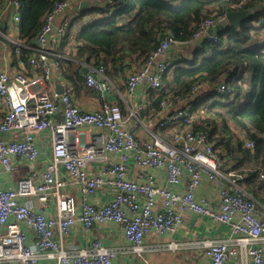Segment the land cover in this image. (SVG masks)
<instances>
[{"label": "built area", "instance_id": "2783aa9c", "mask_svg": "<svg viewBox=\"0 0 264 264\" xmlns=\"http://www.w3.org/2000/svg\"><path fill=\"white\" fill-rule=\"evenodd\" d=\"M85 2L91 4L88 7L106 12L115 10L116 5L114 0H55L34 43L20 38L22 0H3L0 7V23L7 22L6 30L0 27V39L6 41L0 40V46L5 49L14 45L12 55L16 58L21 57L22 48L27 49L26 62L34 71L30 76L0 68V178L17 173L23 161L34 164L45 155L37 134L51 146V159L42 172L31 171L7 188L0 184V264H40L43 256L57 264H113V249L99 238L91 239L84 248L65 247L64 239L78 225L90 235L97 226L113 224L123 232L131 252L143 257L148 235L176 231L189 213L207 216L230 229L224 239L200 243L208 264H225L240 249L249 257L245 264H264V206L233 173L226 175L222 171L221 155L214 149L210 131H195L187 126L171 140L159 135L160 130L189 120L198 98L210 93L223 95L231 91L230 87L225 82L195 84L185 99L163 100L154 120L147 118L142 103L136 107L127 103L128 113L120 103L110 101L97 109H81L64 85L69 84L64 60L73 61L85 87L100 98L105 99L108 93L121 98L104 64L69 58L59 49H52L53 43H62L69 24ZM251 3L261 13L252 24L260 26L264 23V0H241L233 11L247 10ZM227 14L206 17L189 43L196 42L199 47L205 41L216 43L218 34L210 33V29ZM100 16L96 14V18ZM18 33L20 39L14 38ZM177 43L171 34H165L142 66L127 72L124 81L130 100L143 85L152 90L162 88L171 64L168 54ZM260 43L264 44V36ZM72 49L75 54L76 49ZM59 82L64 91L52 93L50 89ZM82 128L96 129L98 134L87 141ZM242 140L247 148L255 147L246 134ZM131 160L144 171L140 179L129 177ZM93 163L100 164L95 174L89 171ZM162 169L166 171L167 184L182 187V192L157 183L156 171ZM204 179L215 185V201L196 196L195 190ZM70 183L79 185L80 201L71 193L61 192ZM104 189L112 190L111 199L94 201ZM53 196L56 215L49 213ZM23 197H35L36 206L32 200L23 201ZM168 246L173 248L177 243Z\"/></svg>", "mask_w": 264, "mask_h": 264}, {"label": "trees", "instance_id": "16d2710c", "mask_svg": "<svg viewBox=\"0 0 264 264\" xmlns=\"http://www.w3.org/2000/svg\"><path fill=\"white\" fill-rule=\"evenodd\" d=\"M115 10L81 9L67 28L60 47L69 43L76 49L74 58L96 65L104 64L110 78H124L131 64L141 66L157 49L165 34L178 42H189L201 22L233 11L241 0H114ZM3 0H0V7ZM20 38L33 42L55 0H22ZM251 3L249 7H254ZM239 28L224 27L216 43L203 42L183 57L169 64L161 89L148 91L149 109L158 115L165 99L183 100L195 84L225 82L231 89L223 95L210 93L195 101L190 119L160 130L176 129L180 133L189 126L195 131L208 129L214 149L219 151L222 171L233 173L243 188L264 206V44L260 43L264 23L254 27L261 17L259 7ZM90 14H87V12ZM96 14H100L96 18ZM88 15L90 20L87 19ZM80 24L77 27V24ZM82 23V24H81ZM13 49H15V46ZM63 47V48H62ZM28 50L22 48L21 58L27 61ZM64 65L73 62L64 60ZM67 81L83 83L78 73L65 70ZM75 77H77L75 79ZM85 86V85H84ZM233 93L235 95H233ZM234 96V97H232ZM244 132L254 142L247 148L238 133Z\"/></svg>", "mask_w": 264, "mask_h": 264}, {"label": "crops", "instance_id": "0c3cea01", "mask_svg": "<svg viewBox=\"0 0 264 264\" xmlns=\"http://www.w3.org/2000/svg\"><path fill=\"white\" fill-rule=\"evenodd\" d=\"M88 4L89 3H87L83 7L81 6V9L88 7ZM98 4L102 5L103 3L99 2ZM88 8H91V7H88ZM255 10H256L255 13L252 15L257 14L258 12L257 8H255ZM87 14H90V12L88 11ZM90 16L91 15H88L87 19H89ZM91 17H93V15ZM2 23H4L5 26H3ZM79 25L80 24H77V27ZM228 26H225V28ZM0 27L3 30H6L7 22L5 20L1 21ZM225 28L223 29L216 28L215 33L218 34L219 31L224 30ZM263 36H264V32L262 33L260 37H263ZM14 38H19V33L14 34ZM1 41L6 42L4 40H1ZM32 43H34V40ZM194 43L195 42L193 43L178 42L177 45H175L169 51V54H168L171 59V64L178 62L183 57L190 59L192 51L196 49V46ZM53 45H54V47H52L53 50L55 48L61 51L60 47L62 46V43H60L59 46H57L56 43H53ZM197 47L199 46L197 45ZM69 48L70 50H67L65 53L71 56L69 58H74V51L72 49L73 47H71L70 43L64 49H69ZM12 51H13L12 45H9V47L5 49H2V47L0 46V58H1L0 68L7 69L13 73L14 72H24L27 75H30V76L33 75L34 71L27 64V62L24 61L21 57L16 58L14 55H12ZM73 64L71 67L65 64V69L66 70L70 69L72 72L77 73L75 71ZM141 66L139 65L138 62H134L131 64V67H132L131 70H137ZM76 78L77 77H75V79ZM111 79L115 83V85L118 87L121 98L119 97V95L108 93L105 95L106 98L102 99L98 96L97 93L86 88L82 83L77 82V80L71 83L68 81L69 84H64V85L67 89L70 90L71 95L75 98V100L77 101L81 109L83 110L97 109L98 107L102 105L103 102L110 101V102L120 103L124 113H128L129 105H132V107H136L139 105L137 103H140V104L142 103L145 106V114L147 115V118L149 120H154L157 118L156 117L157 115L154 116L155 113H151L153 110L149 109L150 98H149L148 91L150 89L146 87V85H143V87L138 91L134 99L131 98L132 100L131 101L129 94L125 87L124 78H122L119 75ZM58 85H62L61 82L54 83V87H52L50 91L52 93L53 92L58 93L57 92ZM0 104H2L0 106V110H1L3 106L1 99H0ZM2 116L3 115L0 112V120L2 119ZM129 127H132V124H130ZM81 130L86 133L87 141L90 140V136L92 138V136H94L95 134H98V131L92 128H82ZM244 134H245L244 132L238 133L240 139H242ZM48 135H50V132H48ZM159 135L166 140H171V135L167 134V132L165 133L161 132L159 133ZM36 136H37V140H40V144L42 145V147H44L46 151L45 155H43L40 158V160L34 164L23 161L20 164V167L17 173L13 174L11 177H8V178H5L4 176L0 178V184L2 187L7 188L10 186H13L14 184L17 183V181L20 178L28 175L31 171L42 172L45 169L46 165L51 159V146L47 140L45 142L43 141L42 139L43 135L37 134ZM221 164H222V161H221ZM99 165H100L99 163H93L92 165H90L89 167L90 173L91 174L97 173L99 169ZM142 174H144V171L140 169L139 167H137L135 163L133 162V160H131L130 167H129V177L137 180L142 177L141 176ZM156 175H157L156 180L159 185L167 186L173 192L183 191L182 187L174 188V187H170L167 184L165 170L162 169V170L156 171ZM214 186H215L214 184L204 179L202 185L195 190V194L199 198L212 199L215 201L216 191L214 189ZM61 192L73 194L77 198V201H80L82 197V192L80 190L79 185L74 184V183L68 184L65 188L62 189ZM112 193H113L112 190L104 189L98 192L97 196L93 200L97 202H105L111 199ZM22 200L23 201L32 200L35 206L37 204V199L35 197L33 198L23 197ZM158 202H159V206H158L159 208L161 200L159 199ZM49 213L51 215L57 214L56 199L54 196L51 197V207H50ZM229 234H230V229L226 225L218 224L213 219L207 216L189 213L186 215L185 221L183 222V224H181L177 228L176 231L163 234V235H159L155 233L148 235L145 239L147 251L144 253L143 257H139L136 254L131 252V246L125 240L123 232L120 230L119 227L113 224L97 226L92 229V231L90 232V235H86L83 229L81 228V226L78 225L76 226L74 231L64 239V244L67 249H72L75 247L84 248V247L89 246L91 239L99 238L103 241V243L107 247L113 249L115 253L113 264H208L209 262L205 255V250L204 248L201 247L200 243L207 239H224ZM29 235L32 236L30 232H29ZM172 242L177 243V246L170 248L168 245ZM248 261H249V257L246 255V252L240 249L238 251V254L236 256L231 257L229 260H227L225 264H245ZM40 264H57V262L55 260L48 259L47 257L43 256L40 261Z\"/></svg>", "mask_w": 264, "mask_h": 264}, {"label": "water", "instance_id": "95a60500", "mask_svg": "<svg viewBox=\"0 0 264 264\" xmlns=\"http://www.w3.org/2000/svg\"><path fill=\"white\" fill-rule=\"evenodd\" d=\"M87 3H83L81 6H85ZM255 8H251V9H248V10H240V11H230L226 18L222 19L218 25L216 27H212L210 29V33H215L216 32V28H219V29H223L225 26H233L235 28H238L241 26V24L244 22V21H247L250 16L252 14L255 13ZM3 26L4 23H2ZM85 73H87V70H84ZM64 91V87L63 85H58L57 86V92L58 93H62Z\"/></svg>", "mask_w": 264, "mask_h": 264}, {"label": "rangeland", "instance_id": "374dc122", "mask_svg": "<svg viewBox=\"0 0 264 264\" xmlns=\"http://www.w3.org/2000/svg\"><path fill=\"white\" fill-rule=\"evenodd\" d=\"M68 57V56H67ZM2 104H0V106H1ZM176 133V129L174 128V129H170V130H168L167 131V134H169V135H174ZM139 134L141 135V132H139Z\"/></svg>", "mask_w": 264, "mask_h": 264}]
</instances>
